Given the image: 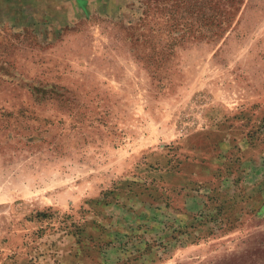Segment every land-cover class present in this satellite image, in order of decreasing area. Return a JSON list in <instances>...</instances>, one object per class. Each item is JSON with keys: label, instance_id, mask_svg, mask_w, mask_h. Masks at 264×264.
<instances>
[{"label": "rangeland", "instance_id": "rangeland-1", "mask_svg": "<svg viewBox=\"0 0 264 264\" xmlns=\"http://www.w3.org/2000/svg\"><path fill=\"white\" fill-rule=\"evenodd\" d=\"M0 264H264V0H0Z\"/></svg>", "mask_w": 264, "mask_h": 264}]
</instances>
